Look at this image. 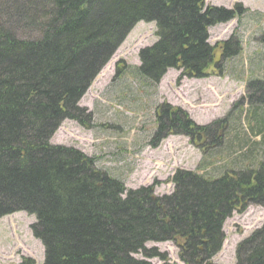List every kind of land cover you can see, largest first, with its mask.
Here are the masks:
<instances>
[{"label":"trees","instance_id":"1","mask_svg":"<svg viewBox=\"0 0 264 264\" xmlns=\"http://www.w3.org/2000/svg\"><path fill=\"white\" fill-rule=\"evenodd\" d=\"M22 1H0V218L35 217L44 264H151L135 256L166 261L146 248L166 242L183 264H214L226 220L264 205V158L218 178L178 171L172 194L159 197L155 186L128 190L95 158L50 140L65 120L84 125L81 98L137 24L156 27L157 42L140 52L137 68L156 86L171 69L180 79L204 78L219 48L224 60L237 56L234 38L212 47L209 29L246 9L205 0ZM247 92L251 105L264 106V81L250 82ZM156 115L152 147L166 134L205 140L209 127L180 109L163 105ZM235 264H264V225L237 246Z\"/></svg>","mask_w":264,"mask_h":264},{"label":"rangeland","instance_id":"2","mask_svg":"<svg viewBox=\"0 0 264 264\" xmlns=\"http://www.w3.org/2000/svg\"><path fill=\"white\" fill-rule=\"evenodd\" d=\"M205 3L226 9L241 4L247 9L240 19L210 29L211 46L234 38L241 48L238 56L224 60L223 50L217 49L206 78L180 79L181 72L173 69L152 86L138 76L137 68L140 52L157 42L156 27L139 23L81 98L84 125L65 120L50 143L95 158L99 170L121 180L128 190L155 186L156 196L172 194L171 179L178 171L218 178L230 170L256 168L264 158V135L259 133L264 106L250 104L246 85L264 81V0ZM163 105L180 109L198 126L209 127L205 140L166 134L152 147L156 112ZM34 223V217L23 212L0 218V264L44 263L43 247L32 234ZM263 225L264 205L233 213L224 223L225 240L213 263L235 264L237 246ZM146 248L156 249L167 260L135 258L151 264H183L171 242L148 243Z\"/></svg>","mask_w":264,"mask_h":264}]
</instances>
